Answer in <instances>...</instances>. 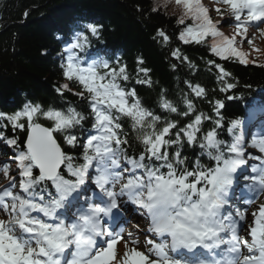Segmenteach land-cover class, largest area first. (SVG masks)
I'll use <instances>...</instances> for the list:
<instances>
[{"label": "snow or ice", "instance_id": "snow-or-ice-1", "mask_svg": "<svg viewBox=\"0 0 264 264\" xmlns=\"http://www.w3.org/2000/svg\"><path fill=\"white\" fill-rule=\"evenodd\" d=\"M169 7L177 13L181 44L204 45L215 58L206 66L221 93L236 88L226 63L264 67L242 50L247 44L264 54L249 32L264 41V0H156L151 11ZM101 27L76 23L57 36L64 82L55 92L77 97L83 110L29 100L0 111V142L10 150L0 161V264H264V203L248 210L264 194V134L246 135L240 119L226 122L223 101L191 81L184 82L188 92L179 104L161 89L159 114L146 107L137 88L128 87L127 64L80 55L101 38ZM154 39L165 46L172 41L162 28ZM170 55L196 67L179 47ZM137 65L135 84L154 89L142 57ZM197 100L211 111L198 109ZM246 115L264 124V102H254ZM223 131L229 139L221 138ZM129 208L148 222L136 226L144 250L138 238L124 235L128 221L120 222Z\"/></svg>", "mask_w": 264, "mask_h": 264}, {"label": "trees", "instance_id": "trees-1", "mask_svg": "<svg viewBox=\"0 0 264 264\" xmlns=\"http://www.w3.org/2000/svg\"><path fill=\"white\" fill-rule=\"evenodd\" d=\"M155 4L156 0H0V111L13 112L29 100L45 108L62 109L71 102L83 110V103L77 97L66 94L62 99L55 92V87L64 82L59 55L63 43L56 40L57 36L70 34V28L82 22L102 26L101 38L92 40L88 49L95 48L100 56L127 64L132 75L128 87H136L145 106L157 114L160 110L156 102L161 89H166L168 99L179 104L182 94L188 92L184 82L191 81L207 88L212 100L223 101L225 107L221 112L226 122L233 118L242 120L247 108L264 92V67L244 66L236 61L226 63L236 88L230 93H221L215 71L206 66L208 59L215 58L204 45L181 44L177 39L180 29L176 24V10L169 7L158 15L151 11ZM55 15L69 19L64 23L60 18L59 27L54 28ZM216 16L213 13V18ZM159 28L172 37L169 45L154 39ZM221 30L226 33L225 27ZM177 47L196 65L194 69L171 58V50ZM138 57L143 58L144 67L151 69V78L157 82L154 89L135 84ZM172 64L178 67L174 70ZM227 95L236 98L227 100ZM196 103L205 113L211 111L207 101ZM210 127L206 125V130ZM6 131L8 135L19 136L20 141L25 138L24 133ZM129 132L131 135L130 129ZM221 138L229 139L226 131L221 133ZM2 148L1 152L8 157L10 150L6 146ZM195 151L198 154L199 149ZM186 154L194 158L191 149ZM202 162L208 163L207 158H202Z\"/></svg>", "mask_w": 264, "mask_h": 264}, {"label": "rangeland", "instance_id": "rangeland-1", "mask_svg": "<svg viewBox=\"0 0 264 264\" xmlns=\"http://www.w3.org/2000/svg\"><path fill=\"white\" fill-rule=\"evenodd\" d=\"M61 17H62V15H55V19H56L57 22L55 21V26H54V28H58V27H59L60 24H59L58 22H59V19H60ZM61 19H62V22L65 23V22L68 21L69 18L67 17V18H61ZM228 31H232V29H228L227 32H228ZM55 35L57 36V32L55 33ZM256 55L258 56L259 59L264 58V54L256 53ZM249 59H252V57H249ZM259 62H261V61L259 60ZM140 227H141V226H140ZM141 228H144V227H141Z\"/></svg>", "mask_w": 264, "mask_h": 264}]
</instances>
